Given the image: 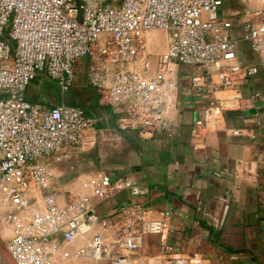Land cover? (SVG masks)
Segmentation results:
<instances>
[{
  "label": "built area",
  "instance_id": "built-area-1",
  "mask_svg": "<svg viewBox=\"0 0 264 264\" xmlns=\"http://www.w3.org/2000/svg\"><path fill=\"white\" fill-rule=\"evenodd\" d=\"M226 1L0 0V206L13 207L8 236L15 264H61L85 257L123 264L124 251L144 234L143 205L123 206L117 223L95 214L91 206L92 196L146 192L126 179L106 175L91 185L92 196L55 191L45 196L42 209L36 207L38 195L50 190L53 179L43 158L92 144L87 136L96 120L78 106L30 102L26 95L32 82L44 74L67 94L76 82V66L87 57L89 83L100 100L122 109L121 130L137 131L145 140L159 133L171 136L176 126L166 106L177 90L175 74L151 76L153 64L146 55V34L159 32L165 35L169 62L192 68L193 87L214 95L199 120L207 129L217 114L248 107L239 89L264 68L239 62L242 42L264 54V8L224 16ZM251 108L263 128L261 107ZM229 134L256 135L248 129H230ZM98 226L114 231V239L93 235ZM89 235L90 247L77 246ZM199 261L194 254L164 264Z\"/></svg>",
  "mask_w": 264,
  "mask_h": 264
},
{
  "label": "crops",
  "instance_id": "crops-1",
  "mask_svg": "<svg viewBox=\"0 0 264 264\" xmlns=\"http://www.w3.org/2000/svg\"><path fill=\"white\" fill-rule=\"evenodd\" d=\"M261 8L264 0L247 4L227 0L222 14L234 16ZM160 34L146 36V50L158 46L159 40L153 44L150 36ZM239 62L264 67V54L253 53L242 42ZM80 66H76V75ZM154 67L175 74L177 90L166 106L176 126L173 135L159 133L145 140L137 131L121 130L122 109L103 104L89 80L85 84L79 81L74 85L73 100L84 111L91 110L96 126L88 132L87 141H94L83 147L62 148L42 161L70 196H92L91 185L106 175L145 189L141 195L124 190L92 196L94 213L112 217L116 223L123 219L119 212L123 206L145 208L143 237L124 251L123 264H164L194 254L200 256L198 264H264V127H258L251 108L261 107L264 125V68L239 89L248 107L223 111L203 129L199 120L214 95L198 92L192 84L194 70L171 64L167 56H157ZM37 86L33 94L26 95L30 102L57 106L72 100L64 99L53 80H39ZM256 93L260 96L253 98ZM230 129H248L256 135L235 137L229 134ZM111 235L114 239L115 232ZM61 264L88 263L68 259ZM96 264L113 263L105 259Z\"/></svg>",
  "mask_w": 264,
  "mask_h": 264
},
{
  "label": "rangeland",
  "instance_id": "rangeland-1",
  "mask_svg": "<svg viewBox=\"0 0 264 264\" xmlns=\"http://www.w3.org/2000/svg\"><path fill=\"white\" fill-rule=\"evenodd\" d=\"M150 34H153V33H150ZM150 39H151V42L153 44L157 43V40H159V44L157 47L150 45V47H148L146 50V55H150L149 59L152 61V64H153V70H152V73L150 74L152 76V75L156 74V72L159 71L156 67H154V61L156 60L157 56L158 57L167 56V46H166V41H165L166 40L165 35L162 33L158 37L151 35ZM89 64H90L89 58L85 57V58L81 59V61H80L81 66H80L79 72L76 75V82L79 83V81H80V82H83L84 84L88 83V80H89V77H88ZM140 66H141V64H140ZM38 79L41 81H44V82L46 80L47 81L51 80L50 78H48L44 74L39 75ZM37 89H38L37 85L31 84L28 88L27 94H29V93L33 94L34 91H36ZM75 92H76V86L73 87L71 92L64 94V99L65 98L66 99H72L71 101H74L73 97L75 95ZM55 191L57 194L67 193L68 195H71L68 190H66L62 186H59L56 184V182L54 181V175H53L50 190L46 191L42 195L41 194L38 195L40 197V200L38 202V205H36V207L42 209L41 207L44 205L45 196L48 194L54 193ZM32 193H34V192H32ZM35 194H37V193H34V195ZM76 196H80V195H76ZM59 199H60V202H63V196L62 195L60 196ZM10 214H13V207L7 205L5 208H1V206H0V264H15L11 258V254H10V250H9V236H8V234H10V229H9V225H10L9 215ZM103 233L106 234V237H108L110 241L112 240V239H110V237L112 236L111 235L112 231H105V230L101 229V227H99V226L96 227L93 235H98V234L101 235ZM93 235H89L88 237H86L83 240L84 243L83 244L78 243L77 246L86 247V248L90 247ZM106 259L110 260L113 263V261L111 259H109V258H106ZM72 260H77V261H80L81 263H88V264L89 263H93V264L98 263V262L93 261L91 259V257L72 258ZM103 260H105V259H103ZM100 262H102V261H99V263ZM119 262H121V261H119Z\"/></svg>",
  "mask_w": 264,
  "mask_h": 264
},
{
  "label": "trees",
  "instance_id": "trees-1",
  "mask_svg": "<svg viewBox=\"0 0 264 264\" xmlns=\"http://www.w3.org/2000/svg\"><path fill=\"white\" fill-rule=\"evenodd\" d=\"M9 41V40H8ZM9 44L11 45V48L13 49L14 48V43L13 42H11V41H9ZM38 82H39V79H38V77L32 82V84H35V85H38ZM72 91V90H71ZM70 91V92H71ZM96 102H97V99L95 100ZM67 104H70V105H73V106H79V104L77 103V102H75V101H70V102H68ZM81 107V106H80ZM85 113H86V115L87 116H89V117H91L92 116V114H91V110H89V109H85Z\"/></svg>",
  "mask_w": 264,
  "mask_h": 264
},
{
  "label": "bare ground",
  "instance_id": "bare-ground-1",
  "mask_svg": "<svg viewBox=\"0 0 264 264\" xmlns=\"http://www.w3.org/2000/svg\"><path fill=\"white\" fill-rule=\"evenodd\" d=\"M150 33H159V32H150ZM150 33H147L146 36H147L148 34H150ZM7 205H8V204H3V205H1V208H5Z\"/></svg>",
  "mask_w": 264,
  "mask_h": 264
}]
</instances>
